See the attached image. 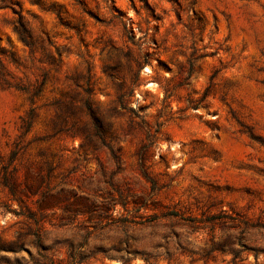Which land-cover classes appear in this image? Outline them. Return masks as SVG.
<instances>
[{
  "label": "rangeland",
  "instance_id": "obj_1",
  "mask_svg": "<svg viewBox=\"0 0 264 264\" xmlns=\"http://www.w3.org/2000/svg\"><path fill=\"white\" fill-rule=\"evenodd\" d=\"M0 264H264V0H0Z\"/></svg>",
  "mask_w": 264,
  "mask_h": 264
},
{
  "label": "trees",
  "instance_id": "obj_2",
  "mask_svg": "<svg viewBox=\"0 0 264 264\" xmlns=\"http://www.w3.org/2000/svg\"><path fill=\"white\" fill-rule=\"evenodd\" d=\"M28 128H29V126H28ZM3 173L4 174H3V177L1 178V183L3 184L4 187H6L9 190V192L12 196H15L16 190L14 188L12 181L10 180V176L8 175V166L7 165H3ZM23 215L26 216V218L35 221V223L39 222V219L37 218V216L33 212H31V210H29V209L27 210L26 214H23ZM173 215L177 216L178 214L176 212H174ZM209 219H210V222H215V221L219 220L220 218L216 215H213ZM253 227L261 228L263 226H260V224H255Z\"/></svg>",
  "mask_w": 264,
  "mask_h": 264
}]
</instances>
